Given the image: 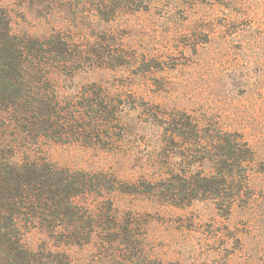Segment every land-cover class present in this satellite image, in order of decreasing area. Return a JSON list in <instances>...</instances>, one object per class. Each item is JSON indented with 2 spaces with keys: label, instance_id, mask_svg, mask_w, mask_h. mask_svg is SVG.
Wrapping results in <instances>:
<instances>
[{
  "label": "rangeland",
  "instance_id": "1",
  "mask_svg": "<svg viewBox=\"0 0 264 264\" xmlns=\"http://www.w3.org/2000/svg\"><path fill=\"white\" fill-rule=\"evenodd\" d=\"M96 8L93 1L60 13L48 0H0V24L35 37L62 28L88 50L121 54L124 66L86 63L60 81L67 91L102 85L117 101L112 129H100L112 140L102 148L88 145V136L41 138L32 151L58 168L106 174L119 190L78 200L129 226L132 235L121 242L139 250L103 243L102 229L89 244L56 245L48 232L25 226L23 242L65 252L75 264H264V0H141L111 19ZM177 111L192 114L204 130L223 125L246 135L260 161L252 209L235 208L227 218L213 200L176 206L146 191L145 168H157L161 157L160 131L149 120ZM196 149L193 161L183 162L174 148L172 168L212 170L195 161ZM139 256L147 260L137 262Z\"/></svg>",
  "mask_w": 264,
  "mask_h": 264
},
{
  "label": "trees",
  "instance_id": "2",
  "mask_svg": "<svg viewBox=\"0 0 264 264\" xmlns=\"http://www.w3.org/2000/svg\"><path fill=\"white\" fill-rule=\"evenodd\" d=\"M93 1L102 19H111L125 7H141V0L48 3L62 13ZM119 55L88 50L62 28L35 37L14 34L0 24V264H75L65 252L25 244V226L48 232V240L56 245L89 244L102 229L103 243L139 250L137 243L121 242L122 235H132L129 226L109 216L110 211L102 212L99 204L91 207L78 200L89 194L104 198L119 190L106 174L58 168L32 151L41 138L62 141L64 137L88 136V145L102 148L106 140H112V135L100 134V129H112L110 123L118 119L117 101L108 99L102 85L85 84L67 91L60 87V81L86 63L124 66ZM162 119L153 116L149 120L160 131L161 157L157 168H145L148 193L176 206L213 200L221 216L227 218L235 208L254 207L258 197L252 179L259 172L256 166L260 161L242 131L226 130L223 125L218 132L204 130L200 120L187 111ZM176 147L183 162L193 161L190 153L196 147L195 157L201 156L195 161L211 163L212 170L172 168ZM143 258L139 256L137 262L147 260Z\"/></svg>",
  "mask_w": 264,
  "mask_h": 264
}]
</instances>
